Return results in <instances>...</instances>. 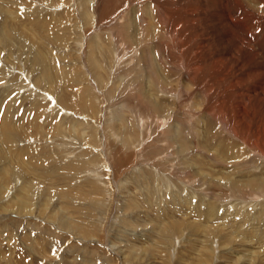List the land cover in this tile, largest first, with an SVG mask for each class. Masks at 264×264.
<instances>
[{
    "label": "rangeland",
    "instance_id": "1",
    "mask_svg": "<svg viewBox=\"0 0 264 264\" xmlns=\"http://www.w3.org/2000/svg\"><path fill=\"white\" fill-rule=\"evenodd\" d=\"M164 1L0 0V264H264V155L200 107L172 43L222 0ZM22 192L31 213L2 208Z\"/></svg>",
    "mask_w": 264,
    "mask_h": 264
},
{
    "label": "bare ground",
    "instance_id": "2",
    "mask_svg": "<svg viewBox=\"0 0 264 264\" xmlns=\"http://www.w3.org/2000/svg\"><path fill=\"white\" fill-rule=\"evenodd\" d=\"M88 1L96 9V5H95L96 0L95 1L94 0H88ZM157 1L151 0V2H153V3L154 2L156 3ZM205 1H207V0H204L203 2H205ZM169 2H170V0H169ZM234 2L236 3L235 6L233 5ZM244 2H246V1H244V0H222L220 7H219V10H217L215 8L216 5L212 6L213 10L212 9L211 10L214 12V17L212 19L207 17V20H203V22L205 21V24L203 23L204 25L197 28L198 30H200L199 34L194 33V35H193L191 33L192 35L189 36L188 33H187L188 35L182 33V34L178 35V33H179L178 32L176 36H173L175 39L172 40V43L178 47V46H182V44H180V42L185 41V44H186V48H185L186 54L185 55H187V56H185V61L183 60L185 62L184 63L185 64L184 70H186V72H187V75L185 76V81H187L189 83V84L187 83L188 85H191L192 87L196 86L195 88H198V91L200 93L199 94L200 95L199 96L200 107H202V105H204L205 102L207 101V103L209 104L207 106V111H206L207 114H210L212 117H214L215 120H217V119L219 120V118H225L226 119V125L231 128L232 134L234 136H237L238 138H240L241 141H243L244 143H247L250 147H254L256 149L261 150L262 154L264 155V141L262 142V136H264V124H263L264 123V116L261 115L262 118L260 117V113L264 112V9H262L263 11L261 10L262 13L259 11V15H260V17H259L255 11L256 9H259L258 6H256V9L250 8L247 5L248 3H244ZM258 2L264 8V0H258ZM170 3H171V5L173 4L172 2H170ZM179 3L177 5V7L179 6ZM230 3H231V5H230ZM162 4L164 5V4H166V2L162 3ZM165 7H164V9H165ZM196 7L197 6L195 5V7H192L191 11L188 12L187 16L191 17L190 19H188L189 21L190 20H195V21L200 20L201 21V19L203 18V16H201V18H200L199 15L203 14L204 12L200 11V9L196 8ZM207 7H208V5H207ZM170 8H171V6H170ZM91 9H93V8H91ZM175 9L178 12L177 8H175ZM184 9H186V8H184ZM201 9H203V8H201ZM186 10H185V12H186ZM172 11H173V9H172ZM213 12H211V14H213ZM87 13H89V12H87ZM157 13H158V10H157ZM161 13H163V12H161ZM174 14L176 15L177 13L175 12ZM152 15L150 18H152ZM179 15H181V13H179ZM90 16H92L91 20L95 19V18L93 19V17H94L93 14H90ZM145 16H147V15H145ZM162 16L163 15L161 14V17ZM164 16H166V15L164 14ZM178 17H181V16H178ZM157 19H158V16H157ZM149 21H150V19H149ZM168 21H171V20H168ZM185 23H187V21H185ZM148 24L151 25L152 22H149ZM192 24L193 23H191L190 25H192ZM188 25L186 24V26H188ZM218 25H219V28L223 30V33L217 27ZM179 26L180 25H178V27ZM183 27L185 28V26H183ZM192 27H194V26H192ZM166 28H168V27H166ZM258 28H259V30H258ZM260 28H261V30H260ZM195 29H196V27H195ZM204 29H206V30H204ZM129 30L130 29H128V31ZM210 30H212V32L214 31L213 36H215L216 38H220L223 41V45L221 43V45H222L221 47H218V48L216 47L214 49H210L209 46L212 43L206 45V43H208V39H210V36L207 35L209 33L206 34L209 38H207L205 36L203 37L200 34H201V31H204V32L209 31L210 32ZM154 31H155V29H154ZM175 31H176V29H175ZM178 31H180V30H178ZM157 32H158V30H157ZM210 34H211V32H210ZM164 35H162V36H164ZM168 35L170 36V34H168ZM171 38H172V36H171ZM167 39H169V38H167ZM200 40H202V42H205V43L200 44V42H201ZM211 41L212 40L210 39V42ZM96 42L97 41H95V43ZM167 42H168V40H167ZM164 43H165V41H164ZM153 44H154V42H153ZM155 47L157 48V46H155ZM158 47H159V45H158ZM213 47H214V45H213ZM92 49L94 51L95 48H92ZM158 49H156V50H158ZM182 49H184L183 46H182ZM158 51L161 52L160 49ZM170 56H171V54H170ZM95 58L96 57H94V59ZM172 60H173V58H171V61ZM176 60H178V59L176 58ZM95 61H96V59H95ZM179 62H180V60H179ZM177 65L175 64L174 66L176 67ZM148 67H150V65H148ZM155 69H156V67H155ZM151 71H152V69H151ZM152 76L154 77V75H152ZM155 76H156V74H155ZM159 78H161V77L159 76ZM159 78L156 77V79H155L156 82H159ZM177 79H179V78H177ZM153 81H154V79H153ZM215 82H219V83L215 84ZM178 84H179V82H178ZM215 88H218L220 90L222 89V91H223V94H224V96L222 97L223 100L220 98L221 99L220 102H216V98L211 93L212 89H215ZM188 94L189 95L191 94L190 90L188 91ZM218 94H220V93H218ZM220 96H221V94H220ZM141 97H142V95L140 96V98ZM143 98H145V97H143ZM232 104L233 105L236 104L235 107H238L240 109L234 110ZM154 105L156 108H159L160 110L163 109L161 106H159L157 104H154ZM132 107H130V108H132ZM127 109H129V108H127ZM146 109L147 108H145V110ZM150 110H151V108H150ZM122 111H124V109ZM150 112H152V111H150ZM236 117L242 118V120L240 122H242L243 124L246 123L247 121L250 122L251 124L248 123V125H246V126L238 125L236 123L237 121H235ZM259 125H262V126H259ZM8 130H9V128L5 127L3 133L5 135V141L10 143L11 138H10V132ZM226 149L229 150L228 147H226ZM249 163H250V161H249ZM249 165L250 164H247V166H249ZM7 173H9V172H7ZM262 181L264 183V180H261V181L259 180V183L262 184ZM2 182L8 184V181L5 177V175H2V177L0 178V184ZM239 182H240L239 180L236 182L237 185L239 184ZM246 183L249 187L254 186L253 179L250 180V182H246ZM1 185H3V184H1ZM29 185H30V183H29ZM38 185H40V184H38ZM240 185H241V182H240ZM30 188H31V186H30ZM31 189H28V192H27L28 194L29 193L31 194L34 191ZM28 194H25V192L24 193L22 192V194L20 195L19 198H17V197L13 198L12 201H10L9 203L6 204L7 205L6 207H2V208H4L5 211H9V210L14 211L15 210L16 212L31 213L32 212V201L30 200L31 199L30 197L32 194L31 195H28ZM61 194H62V192H61ZM43 208L44 207H42V209L40 208L41 209L40 214H42V213L44 214ZM206 260L208 262V259H206ZM207 262L204 261L203 264H207Z\"/></svg>",
    "mask_w": 264,
    "mask_h": 264
}]
</instances>
